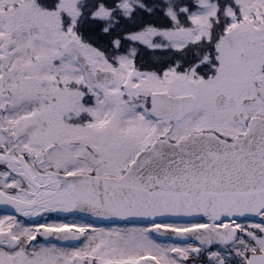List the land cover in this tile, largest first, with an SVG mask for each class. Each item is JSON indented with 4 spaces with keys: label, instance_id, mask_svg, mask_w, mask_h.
<instances>
[{
    "label": "snow or ice",
    "instance_id": "obj_1",
    "mask_svg": "<svg viewBox=\"0 0 264 264\" xmlns=\"http://www.w3.org/2000/svg\"><path fill=\"white\" fill-rule=\"evenodd\" d=\"M0 264H264V0H0Z\"/></svg>",
    "mask_w": 264,
    "mask_h": 264
}]
</instances>
